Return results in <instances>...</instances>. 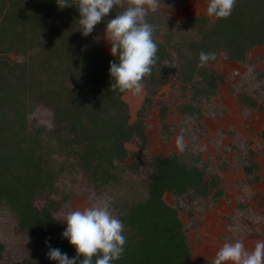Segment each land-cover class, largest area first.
<instances>
[{"label":"trees","instance_id":"obj_1","mask_svg":"<svg viewBox=\"0 0 264 264\" xmlns=\"http://www.w3.org/2000/svg\"><path fill=\"white\" fill-rule=\"evenodd\" d=\"M172 2L178 7L187 0ZM123 10H111L84 37L75 5L61 10L56 0H0V205L10 209L19 230L34 237L22 264H57L47 257L49 245L69 258L76 256L75 247L61 235L67 224L52 215L55 201L45 198L58 189L55 177L77 165L93 187L118 181L116 169L129 154L125 143L133 137L144 142L146 137L147 106L143 104L137 119L129 122L125 92L110 89L114 81L109 67L116 57L100 43L107 21ZM147 21L155 26L158 44V60L143 81L149 95L170 83L176 72L181 91L208 98L217 88L216 73L206 66L197 68L202 51L215 53L216 59L221 51L230 60L245 61L250 49L264 44V0H236L227 19L199 13L178 23L157 10L149 11ZM161 24L167 30L161 31ZM38 107L51 112L50 127L32 119ZM185 107L181 109L200 117L195 106ZM165 110L158 111L162 120ZM190 158L187 166L174 154L155 157L147 197L126 202L125 207L115 204L126 244L122 257L112 264L191 263L178 213L163 199L166 191L178 196L189 189L198 195L208 192L197 155ZM38 198H44L41 206L35 203ZM2 251L0 242V258Z\"/></svg>","mask_w":264,"mask_h":264},{"label":"rangeland","instance_id":"obj_2","mask_svg":"<svg viewBox=\"0 0 264 264\" xmlns=\"http://www.w3.org/2000/svg\"><path fill=\"white\" fill-rule=\"evenodd\" d=\"M176 5L172 0H161L158 11L181 23L190 16L207 14L208 0H187ZM161 25V31L167 30ZM100 43L111 54L105 31ZM206 67L215 71L217 83L208 98L191 97L189 90L181 91L176 72L170 76V83L158 87L155 94L149 95L145 86L140 94H123L129 122L137 119L143 104L147 106L143 113L144 142L133 137L125 143L129 154L116 169L120 170L118 181L93 187L77 165L58 174L54 179L57 191L45 198L55 201L52 215L60 224L66 225L63 220L67 212L94 204H108L116 216L115 204L125 207L126 202L147 197L155 157L174 154L188 166L190 157L197 155V166L204 170L202 182L207 180L209 184L208 192L198 195L189 189L179 196L170 191L163 194L182 223L189 264H212L225 242L240 241L252 250L258 241H264V44L250 49L245 61L230 60L219 51L217 59ZM145 98L150 101L145 102ZM191 104L200 117L182 110ZM160 107H166L163 120L158 113ZM51 118L44 107H38L32 115L36 123L47 127L52 124ZM178 137H182V150ZM43 202L44 198L35 200L38 206ZM0 242V264H22L34 243L30 232L17 228L14 215L4 204L0 205Z\"/></svg>","mask_w":264,"mask_h":264},{"label":"clouds","instance_id":"obj_3","mask_svg":"<svg viewBox=\"0 0 264 264\" xmlns=\"http://www.w3.org/2000/svg\"><path fill=\"white\" fill-rule=\"evenodd\" d=\"M161 0H56L59 9L75 5L79 12V30L89 36L94 27L106 19L116 7L124 9L106 23L105 36L116 61L110 62L109 75L114 83L110 89L140 94L145 78L151 76L158 56L154 38L155 26L147 21L149 11L156 12ZM236 0H208L207 14L227 19ZM215 53L201 52L197 68H203ZM183 149L182 137L177 139ZM63 222L67 227L61 234L75 247L76 256L69 258L59 248L50 245L47 257L57 264H112L119 260L125 249L123 222L114 216L108 204H94L69 211ZM82 257V259H81ZM212 264H264V241H258L252 250L240 242H225L217 251Z\"/></svg>","mask_w":264,"mask_h":264}]
</instances>
